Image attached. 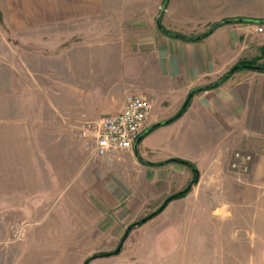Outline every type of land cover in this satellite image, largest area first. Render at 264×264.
Instances as JSON below:
<instances>
[{
  "label": "crops",
  "instance_id": "0c3cea01",
  "mask_svg": "<svg viewBox=\"0 0 264 264\" xmlns=\"http://www.w3.org/2000/svg\"><path fill=\"white\" fill-rule=\"evenodd\" d=\"M241 18L260 22H230L199 41L158 25L196 38ZM263 20L264 0H0L8 152L37 159L30 183L0 185V202L19 188L33 196L20 225L0 208V264H85L99 254L87 264H199L197 253L201 264H264V71L241 69L194 94L179 119L133 149L99 157L82 135L128 95L152 101L149 130L240 62L264 65ZM236 151L255 155L241 181ZM195 179L114 254L131 225Z\"/></svg>",
  "mask_w": 264,
  "mask_h": 264
},
{
  "label": "built area",
  "instance_id": "2783aa9c",
  "mask_svg": "<svg viewBox=\"0 0 264 264\" xmlns=\"http://www.w3.org/2000/svg\"><path fill=\"white\" fill-rule=\"evenodd\" d=\"M256 30L263 32L264 28L257 25ZM152 110L153 104L149 98L140 94L128 95L120 112L105 116L94 125H87L82 135L94 138L95 153L99 157L115 151L133 149L148 128ZM233 159L231 168L238 173V180H241L251 170L254 157L239 151L234 154Z\"/></svg>",
  "mask_w": 264,
  "mask_h": 264
},
{
  "label": "rangeland",
  "instance_id": "374dc122",
  "mask_svg": "<svg viewBox=\"0 0 264 264\" xmlns=\"http://www.w3.org/2000/svg\"><path fill=\"white\" fill-rule=\"evenodd\" d=\"M251 23H254V22H251ZM3 81H4L3 85L5 87H9V79L6 78ZM12 100H13V96L9 95V93L3 94L0 97V150L4 151L0 155V185H6V187L9 185H26L30 183V174H29L28 169H32L35 166H37L36 164L37 159H30V157L28 156H25V155L22 156L21 153L20 155L19 154L15 155L14 153L10 154L8 152V149L11 148L13 145V143L9 142L8 140L12 139V135L14 133V130H13L14 128L12 125V112L11 110L9 111V107L12 106ZM95 143L96 141L94 139L88 138L85 142L86 148L88 150L89 149L91 150L93 146L95 147ZM263 145H264V141L262 143V152L264 153ZM236 152H239V151H236ZM243 153L250 154L246 152H243ZM253 157L255 160V155H253ZM233 158H234V155H233ZM233 158H232L231 164L234 160ZM31 161H33V163H31ZM252 165L253 163L251 164V167ZM15 191L17 192L15 196L16 199L13 196V197L7 198L6 201L3 200V202H0V208H4L6 210V217L9 220H10V214H11L12 219L17 221L15 222V224L20 225L21 220L24 217H29V215L27 216L25 214V213H28V211L26 210V208L22 206V203L26 202L27 199L32 198L33 196H32V193H30V191L28 190L27 191L20 190L19 188V190H15ZM55 197H58V195H56ZM16 200H17V203H16ZM8 202L9 203L15 202L14 207L9 205ZM11 222H14V221H11ZM203 256L204 255H201L200 253H197L195 255V259L199 264H201Z\"/></svg>",
  "mask_w": 264,
  "mask_h": 264
},
{
  "label": "trees",
  "instance_id": "16d2710c",
  "mask_svg": "<svg viewBox=\"0 0 264 264\" xmlns=\"http://www.w3.org/2000/svg\"><path fill=\"white\" fill-rule=\"evenodd\" d=\"M230 22H244V23H251V22H260V21H255V20H252V19H233V20H225V21H222L220 23H216L214 24L205 34L199 36V37H196V38H185L181 35H177V34H174V33H171L167 30H165L163 27H161V30H163V32H165L166 34L170 35V36H173V37H177V38H182V39H185V40H190V41H199V40H202L204 38H206L207 36H209L212 32H214L218 27L224 25V24H227V23H230ZM258 67V68H256ZM260 67V68H259ZM246 68H250V69H256V70H259V71H264V65H261V66H256L254 65L253 63H248V62H240L239 64L235 65L234 67H232L229 72L223 76L217 83H215L214 85L212 86H209V87H201V88H198V89H195L193 90L187 100L185 101V103L183 104L182 108L179 110V112L177 114H175L173 117H171L170 119L166 120L165 122H162V123H159L155 126H153L152 128H150L147 132H145L140 140H142L149 132L153 131L154 129L158 128V127H161V126H164V125H168V124H171L173 123L174 121H176L177 119H179L185 112L186 110L188 109L189 107V104L194 96V94L198 93V92H201V91H204V90H207L209 88H215V87H218L221 83H223L225 80H227L233 73H235L236 71L238 70H241V69H246ZM139 140V141H140ZM172 161H177V162H180V163H183V164H186L188 166H191L192 168H194L193 164L189 163V162H186V161H181V160H172ZM196 182V179L189 185V187L177 194V195H174L170 198H168L166 200V202L161 206V208L155 212L154 214L140 220L139 222L131 225L129 227V230H128V233L126 234V237L128 236V234L131 232V230H133L136 226H139V225H142L144 224L145 222H147L148 220H150L151 218H153L154 216H156L159 212H161V210H163L165 208V206L173 199L177 198V197H183L185 196L186 194H188L193 186V184ZM109 255V254H108ZM100 256H106L104 254H99V255H94L93 257H91L90 259H88L85 264H87L90 260H92L93 258H96V257H100Z\"/></svg>",
  "mask_w": 264,
  "mask_h": 264
},
{
  "label": "water",
  "instance_id": "95a60500",
  "mask_svg": "<svg viewBox=\"0 0 264 264\" xmlns=\"http://www.w3.org/2000/svg\"><path fill=\"white\" fill-rule=\"evenodd\" d=\"M159 25V27L161 28V25H160V23L158 24ZM256 68H258V67H256ZM260 68V67H259ZM159 124V123H158ZM157 125V124H156ZM153 126H155V125H153ZM152 126V127H153ZM151 127V128H152ZM148 131V130H147ZM147 131H145V132H147ZM139 142V141H138ZM138 142L136 143V145L138 144ZM191 186V185H190ZM128 230H129V228H128ZM128 230H127V232H126V234L128 233ZM126 234H125V236H124V238H123V241H122V243L119 245V247H118V249L114 252V254H118L120 251H121V248H122V246H123V242H124V240L126 239Z\"/></svg>",
  "mask_w": 264,
  "mask_h": 264
}]
</instances>
